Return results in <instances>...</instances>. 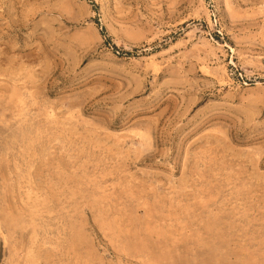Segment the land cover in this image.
<instances>
[{
	"label": "rangeland",
	"instance_id": "374dc122",
	"mask_svg": "<svg viewBox=\"0 0 264 264\" xmlns=\"http://www.w3.org/2000/svg\"><path fill=\"white\" fill-rule=\"evenodd\" d=\"M0 264H264V0H0Z\"/></svg>",
	"mask_w": 264,
	"mask_h": 264
}]
</instances>
